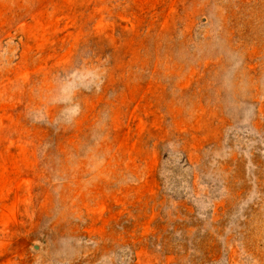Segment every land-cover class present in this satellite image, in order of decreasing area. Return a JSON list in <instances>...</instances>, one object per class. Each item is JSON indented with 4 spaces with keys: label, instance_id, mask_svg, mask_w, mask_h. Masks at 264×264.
Masks as SVG:
<instances>
[{
    "label": "rangeland",
    "instance_id": "374dc122",
    "mask_svg": "<svg viewBox=\"0 0 264 264\" xmlns=\"http://www.w3.org/2000/svg\"><path fill=\"white\" fill-rule=\"evenodd\" d=\"M0 264H264V0H0Z\"/></svg>",
    "mask_w": 264,
    "mask_h": 264
}]
</instances>
